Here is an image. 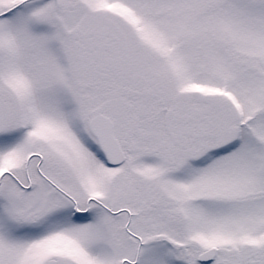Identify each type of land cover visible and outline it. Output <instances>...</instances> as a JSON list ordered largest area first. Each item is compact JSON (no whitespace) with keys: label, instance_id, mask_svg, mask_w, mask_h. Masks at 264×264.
<instances>
[{"label":"snow or ice","instance_id":"snow-or-ice-1","mask_svg":"<svg viewBox=\"0 0 264 264\" xmlns=\"http://www.w3.org/2000/svg\"><path fill=\"white\" fill-rule=\"evenodd\" d=\"M0 264H264V0H0Z\"/></svg>","mask_w":264,"mask_h":264}]
</instances>
